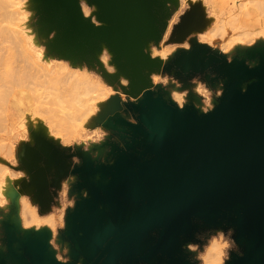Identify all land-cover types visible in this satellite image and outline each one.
<instances>
[{"label": "rangeland", "instance_id": "obj_1", "mask_svg": "<svg viewBox=\"0 0 264 264\" xmlns=\"http://www.w3.org/2000/svg\"><path fill=\"white\" fill-rule=\"evenodd\" d=\"M72 1L85 25L111 26L103 18L102 8L92 0ZM68 4L65 1L63 5L61 0H23L19 11L22 16H12L15 20L8 24H15L9 28L19 32V45L14 48V38L7 34L12 41L7 47V37H2L6 44L1 47L9 49L0 55L3 60L4 56L12 57L13 63L10 67L6 58L2 60L5 64L1 62L9 68L0 66V92L20 89L24 93L21 107L0 99L3 264L25 263L27 255L38 251L35 235L43 240L45 261H53L51 248L65 229L67 215L78 198L83 200L87 195L83 191L79 196L74 191L80 180L73 170L81 160L85 164L91 160L111 164L113 157L124 150L132 135L121 120L137 124L138 115L132 107L141 102L145 92L162 95L179 109L190 107L205 114L223 94L225 80L220 67L237 63L256 67L264 52V0H155L159 35L142 40L144 55L152 62L144 66L118 60L108 44L73 28ZM23 15L20 24L18 19ZM36 52L42 59L36 58ZM134 71L139 72L141 81L132 87ZM83 80L99 91L87 93L80 85ZM146 83L147 87L137 90ZM189 92L198 96L199 104L186 100ZM61 164H67V170L63 167L61 173L65 170V174L55 182ZM6 183H16L17 205L2 194ZM40 194L50 197L48 210H40L36 201ZM10 218L13 224H8ZM212 246L221 252L212 264H228L231 257L242 255L228 227L201 226L194 239L182 245L181 252L189 264H207L205 258ZM11 254L19 256L18 260L12 261Z\"/></svg>", "mask_w": 264, "mask_h": 264}, {"label": "water", "instance_id": "obj_2", "mask_svg": "<svg viewBox=\"0 0 264 264\" xmlns=\"http://www.w3.org/2000/svg\"><path fill=\"white\" fill-rule=\"evenodd\" d=\"M65 1L73 28L108 44L118 60L150 63L142 40L159 35L155 0H92L111 24L106 28L85 25L73 1ZM239 73L247 80L243 89ZM220 74L223 94L205 114L145 92L132 107L137 124L121 120L132 135L124 150L111 164L81 160L73 170L80 180L74 191L87 195L67 215L57 244L65 234L80 249L81 264H189L181 248L201 226L228 227L242 248L228 264H264V54L256 67L223 65ZM36 237L38 251L22 264L37 256L61 264L51 247L53 261H45L46 248Z\"/></svg>", "mask_w": 264, "mask_h": 264}, {"label": "bare ground", "instance_id": "obj_3", "mask_svg": "<svg viewBox=\"0 0 264 264\" xmlns=\"http://www.w3.org/2000/svg\"><path fill=\"white\" fill-rule=\"evenodd\" d=\"M6 1H8V0H5V2H4V0H0V52L1 51H3L5 48H2L1 46L2 45H4V44H6L5 43V41L6 40H4L2 37H4L5 35V37H7V34H10V35H12V37L16 40V38L18 37V41L16 40V42H14L15 40L14 39H12V41H11V39H10V42H9V39H8V37H7V42L9 43H7V47H10V46H8V45H11L12 43H15V44H13V46H14V48H16L15 47V45L16 46H18L16 43H20L19 41V36L17 35V34H19V32H17V31H15L14 29H10L9 27H11V26H15V24L13 25V24H11V25H8V24H10V22H12L13 23V21L15 20V18L13 19V17L12 16H16V17H19L20 15L22 16V12L20 13L19 11H21V8H22V3H23V0H19L21 3V5L19 6V3L17 4V2H19V1H17L16 2V0L14 1V0H12V3H10V1H8V3L9 4H11L10 6L7 4V2ZM16 2V3H15ZM13 3H15V4H13ZM13 7H17L16 9H14ZM12 8L14 9V11L12 10ZM9 9H11L12 10V12L11 11H9ZM8 11V12H7ZM11 13H13V15L11 14ZM68 17L70 18V15H71V8L69 9V11H68ZM7 15H9V16H7ZM10 15H11V17H10ZM7 17V18H6ZM24 17H25V15H23V18L21 17V19H18V21H19V23L20 24H22L23 22H24ZM6 18V19H5ZM10 18H12V19H10ZM8 19H9V21H8ZM7 20V21H6ZM71 21V20H70ZM6 22H8V23H6ZM7 24L6 26H5V24ZM5 26V27H4ZM16 27V26H15ZM15 27H12V28H15ZM75 28H77V27H75ZM16 29H20L21 30V28L19 27L18 28V26H17V28ZM22 31V30H21ZM9 32V33H8ZM24 33H27V30L25 31L24 30ZM5 34V35H4ZM16 35H17V37H16ZM6 39V38H5ZM12 42V43H11ZM143 43V42H142ZM34 46L36 45L35 43H32ZM145 44V46L147 45V43H144ZM7 49H9V48H6L5 50H7ZM263 54H264V52H263ZM8 55H10V54H8ZM3 56V55H2ZM1 55H0V66H4L3 64H5L4 62H5V56H4V60H3V57H2ZM12 58V57H11ZM11 58H9V56H7V60H8V62L10 61V59ZM36 58L37 59H42V55L39 53V52H36ZM19 59H21V58H19ZM24 59V58H23ZM23 59H21V60H23ZM4 62H3V61ZM7 60H6V64H8L9 65V63H7ZM25 60V59H24ZM23 60V61H24ZM1 62H3V64L1 63ZM13 63V61L11 62L10 61V67L12 66L11 64ZM4 67H8L7 65H5ZM9 68V67H8ZM234 70L235 69H237V67H235V68H233ZM233 69H231V71H232V73H235V71H233ZM10 70H12V68H10ZM0 74H1V72H0ZM243 75L242 74H238L236 77L238 78V80H239V84H240V86H241V88L243 89L244 88V82L245 81H247V80H245V77H242ZM132 77H133V79L134 80H132L133 82H132V87H134L135 85H136V83L138 82V80H140L141 79V76H140V74H139V72L138 71H134V72H132ZM105 80V79H104ZM108 80V83L110 82V79L108 78L107 79ZM135 80H136V82H135ZM141 81V80H140ZM80 85H82L83 86V88H84V90L87 92V93H90L91 91L93 92V91H99L97 88H96V86H94L92 83H90V81H88V80H83V82L80 84ZM23 95H24V93H23V91L22 90H18L17 92H15V91H13V89H5V90H3L2 92H0V99H2V100H4L5 102H9V103H11L12 102V104L13 105H15V106H17V107H21L22 106V103H23V101H24V98H23ZM108 96V95H107ZM104 97H102L101 99H103ZM2 100H0V102L2 101ZM186 100H188L189 102H193V103H195V104H199V99H198V96L197 95H194V94H192L191 92H189L187 95H186ZM3 101V102H4ZM25 102H26V100H25ZM192 103V104H193ZM2 104V103H1ZM194 105V104H193ZM20 112V111H19ZM121 128H124V127H122V126H120ZM97 153H99V149H97ZM29 155V154H28ZM26 157H27V155H26ZM31 164L30 165H28V169H30L31 168ZM96 177H98V175H96ZM4 178H5V180H7L8 181V179H9V177L6 175V174H4ZM17 188V186H16V183H15V185L14 186H10L8 183H6V186H5V188H4V190L2 191L3 193L2 194H5V195H8L12 200H14V202L16 203V205H17V202H16V198H17V192H16V189ZM36 201L38 202V204H40L41 205V207L43 208V209H47V206H48V203H49V199H48V197H47V195H45V194H40L37 198H36ZM8 221V224H13V222H14V219H8L7 220ZM37 236V235H36ZM38 244V243H37ZM0 253H1V248H0ZM220 254H221V252H220V250L217 248V247H215V246H212L211 247V249L209 250V252H208V254H207V256H206V258H205V261H206V263L207 264H212L213 262H214V257H215V259H217V260H219V256H220ZM0 264H3V262H2V259L0 258Z\"/></svg>", "mask_w": 264, "mask_h": 264}, {"label": "crops", "instance_id": "obj_4", "mask_svg": "<svg viewBox=\"0 0 264 264\" xmlns=\"http://www.w3.org/2000/svg\"><path fill=\"white\" fill-rule=\"evenodd\" d=\"M60 243L53 245L52 249L55 252V259L61 264H81L82 255L80 249L72 244L65 234L61 236ZM40 256L32 259V264H44Z\"/></svg>", "mask_w": 264, "mask_h": 264}]
</instances>
